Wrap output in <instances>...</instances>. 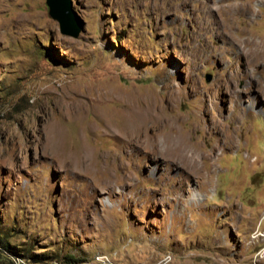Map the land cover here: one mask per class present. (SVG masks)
<instances>
[{
	"label": "rangeland",
	"instance_id": "374dc122",
	"mask_svg": "<svg viewBox=\"0 0 264 264\" xmlns=\"http://www.w3.org/2000/svg\"><path fill=\"white\" fill-rule=\"evenodd\" d=\"M72 2L0 0V264H264V0Z\"/></svg>",
	"mask_w": 264,
	"mask_h": 264
},
{
	"label": "water",
	"instance_id": "95a60500",
	"mask_svg": "<svg viewBox=\"0 0 264 264\" xmlns=\"http://www.w3.org/2000/svg\"><path fill=\"white\" fill-rule=\"evenodd\" d=\"M47 5L50 16L58 21L62 34L77 38L83 27L82 20L73 8L72 0H47Z\"/></svg>",
	"mask_w": 264,
	"mask_h": 264
},
{
	"label": "bare ground",
	"instance_id": "6f19581e",
	"mask_svg": "<svg viewBox=\"0 0 264 264\" xmlns=\"http://www.w3.org/2000/svg\"><path fill=\"white\" fill-rule=\"evenodd\" d=\"M135 108V107H134ZM149 110V109H148ZM82 112V111H81ZM148 112V111H147ZM145 113V112H144ZM110 114V113H109ZM148 115H149V113H148ZM135 116V115H134ZM136 116H138V115H136ZM135 116V117H136ZM82 117V116H81ZM150 117V116H149ZM153 117V116H152ZM111 118H114V117H111ZM132 119V118H131ZM139 119H140V117H139ZM139 119H137L138 121H139ZM81 120V119H80ZM111 120V119H110ZM114 120V119H113ZM134 121H136V120H134ZM156 121V120H155ZM79 122V121H78ZM121 122H122V119H121ZM121 122L119 123V126H120V124H121ZM157 122V121H156ZM80 123V122H79ZM132 123H134V122H131V124H128L129 125V127L128 128H124V130L127 132V134H128V136H127V139H130V140H132V137L129 135V134H131L132 132H133V128H132V126H134ZM142 126L141 127H145V126H147V124H145V123H140ZM67 133V132H66ZM65 135V132L63 131V129L62 128H60V127H58V136L57 137H63ZM179 137H176L175 135L174 136H172L171 135V137H170V147H171V152H174L175 150H178L179 151V153H181V154H183V152H184V146H185V143L184 142H181V144H183V145H181V147H180V142L179 141H177V139H178ZM131 142V141H130ZM59 143V142H58ZM128 145H129V141H128ZM130 145H132V144H130ZM129 145V146H130ZM193 154V153H192ZM185 164H187V163H185ZM189 165H190V167H193L194 168V166H197V159H196V157H195V155H191V157H190V161H189Z\"/></svg>",
	"mask_w": 264,
	"mask_h": 264
},
{
	"label": "built area",
	"instance_id": "2783aa9c",
	"mask_svg": "<svg viewBox=\"0 0 264 264\" xmlns=\"http://www.w3.org/2000/svg\"><path fill=\"white\" fill-rule=\"evenodd\" d=\"M1 249V248H0Z\"/></svg>",
	"mask_w": 264,
	"mask_h": 264
}]
</instances>
